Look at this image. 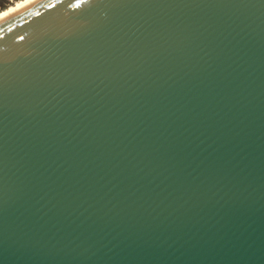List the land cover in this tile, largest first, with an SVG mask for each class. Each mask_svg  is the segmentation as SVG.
Wrapping results in <instances>:
<instances>
[{
    "label": "water",
    "instance_id": "95a60500",
    "mask_svg": "<svg viewBox=\"0 0 264 264\" xmlns=\"http://www.w3.org/2000/svg\"><path fill=\"white\" fill-rule=\"evenodd\" d=\"M0 264H264V0L1 20Z\"/></svg>",
    "mask_w": 264,
    "mask_h": 264
},
{
    "label": "rangeland",
    "instance_id": "374dc122",
    "mask_svg": "<svg viewBox=\"0 0 264 264\" xmlns=\"http://www.w3.org/2000/svg\"><path fill=\"white\" fill-rule=\"evenodd\" d=\"M31 0H11L4 4L0 3V17L4 16L5 14L9 13L10 11L15 10L16 8L20 7L24 3H27Z\"/></svg>",
    "mask_w": 264,
    "mask_h": 264
},
{
    "label": "bare ground",
    "instance_id": "6f19581e",
    "mask_svg": "<svg viewBox=\"0 0 264 264\" xmlns=\"http://www.w3.org/2000/svg\"><path fill=\"white\" fill-rule=\"evenodd\" d=\"M35 1H37V0H31V1L27 2V3H24L23 5H21L20 7L16 8L15 10L10 11L9 13H7L4 16L0 17V21L3 20V19H5L6 17H8V16H10V15L18 12L19 10L23 9L24 7H26V6L34 3Z\"/></svg>",
    "mask_w": 264,
    "mask_h": 264
},
{
    "label": "flooded vegetation",
    "instance_id": "af4514ba",
    "mask_svg": "<svg viewBox=\"0 0 264 264\" xmlns=\"http://www.w3.org/2000/svg\"><path fill=\"white\" fill-rule=\"evenodd\" d=\"M9 1H11V0H0V3L4 4V3L9 2Z\"/></svg>",
    "mask_w": 264,
    "mask_h": 264
}]
</instances>
